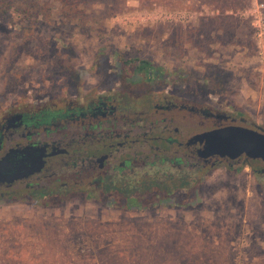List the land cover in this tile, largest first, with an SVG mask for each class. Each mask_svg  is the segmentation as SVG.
I'll return each mask as SVG.
<instances>
[{
    "label": "rangeland",
    "instance_id": "1",
    "mask_svg": "<svg viewBox=\"0 0 264 264\" xmlns=\"http://www.w3.org/2000/svg\"><path fill=\"white\" fill-rule=\"evenodd\" d=\"M30 2L48 4L50 17L24 19L21 0L0 16V110L24 96L116 87L122 55L147 60L187 98L264 128L263 1L78 0L67 18L58 0ZM206 73L220 74L216 88L203 85ZM248 162L234 175L217 164L191 206H1L0 264H264V162Z\"/></svg>",
    "mask_w": 264,
    "mask_h": 264
},
{
    "label": "flooded vegetation",
    "instance_id": "2",
    "mask_svg": "<svg viewBox=\"0 0 264 264\" xmlns=\"http://www.w3.org/2000/svg\"><path fill=\"white\" fill-rule=\"evenodd\" d=\"M153 69L121 65L116 87L30 95L5 104L0 110V161L6 159L0 167V207L20 204L28 213H51L77 201L121 213L146 211L189 190L197 192L202 177L217 164L234 166L243 159L251 167L262 161L244 155L204 159L194 153V135L225 125L247 126L241 111L187 98L183 88H170L165 74ZM179 82L185 86L184 79ZM14 174L22 176L11 180Z\"/></svg>",
    "mask_w": 264,
    "mask_h": 264
},
{
    "label": "water",
    "instance_id": "3",
    "mask_svg": "<svg viewBox=\"0 0 264 264\" xmlns=\"http://www.w3.org/2000/svg\"><path fill=\"white\" fill-rule=\"evenodd\" d=\"M191 140L194 153L204 159L211 156L237 159L244 155L264 161V129L225 125L198 133ZM4 164L6 159L0 161V167ZM20 176L22 174H14L10 179Z\"/></svg>",
    "mask_w": 264,
    "mask_h": 264
},
{
    "label": "trees",
    "instance_id": "4",
    "mask_svg": "<svg viewBox=\"0 0 264 264\" xmlns=\"http://www.w3.org/2000/svg\"><path fill=\"white\" fill-rule=\"evenodd\" d=\"M11 1H14V0H0V16L7 17L8 9L11 6V3H10ZM21 1L26 6L24 9L21 10V12L23 13L24 19L26 20L35 19L34 21H36V19H38L40 15L45 18L50 17V8L48 4L47 5L43 3L32 4L30 0H21ZM58 1L61 4V8L63 10L62 12L63 16H65L66 18L69 17L73 11H75L74 9H77L78 0H58ZM260 1L264 2V0H260ZM31 7L38 8V10H33L32 12ZM119 63L122 66L128 67V68L135 66V68L138 71H145V72L148 70V66H149V62L145 59H139L137 57L126 59L122 55L119 56ZM219 77H220V74H216V76L214 77L212 74L206 73L201 77V79L209 81L206 84H203L206 88L211 85L213 88H216L219 85V83L222 81V79H219ZM227 169L229 171V174L234 175L235 173L239 171L240 168L236 167L235 170L232 171V169H234V166H228ZM155 201L158 202L161 200L155 199ZM163 201H166L168 203L171 202L172 204H175V205L177 204L179 206H182V205L191 206L192 202H196V192L194 191V189H192V190L187 191L184 197H180L178 199H166Z\"/></svg>",
    "mask_w": 264,
    "mask_h": 264
}]
</instances>
